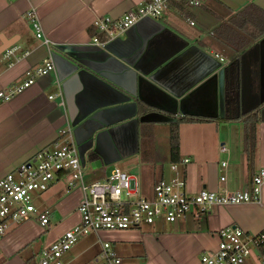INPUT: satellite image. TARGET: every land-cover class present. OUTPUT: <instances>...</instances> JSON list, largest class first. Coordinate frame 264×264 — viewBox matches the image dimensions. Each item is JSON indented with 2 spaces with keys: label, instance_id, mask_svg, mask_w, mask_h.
Returning a JSON list of instances; mask_svg holds the SVG:
<instances>
[{
  "label": "crops",
  "instance_id": "obj_1",
  "mask_svg": "<svg viewBox=\"0 0 264 264\" xmlns=\"http://www.w3.org/2000/svg\"><path fill=\"white\" fill-rule=\"evenodd\" d=\"M146 1L0 0V90L20 84L29 70L57 51L78 65L65 78L66 89L79 113H86L73 124L57 71L38 78L12 99L0 100V178L52 147L68 125L77 140L75 129L82 126L78 134L82 141L88 140L93 129L109 132H103L99 140L94 136L92 149L97 157L90 160L87 154L84 171L88 164L91 170H86L85 182L105 179L111 165H125L139 182V195L152 197L155 183L173 176L174 163L171 124L157 119L174 114L212 118L180 125L178 163L190 194L252 187L253 176L264 167V35L256 40L246 37L247 15L241 11L255 5L249 16L264 20V0L173 1L163 16L142 19L108 47L94 43L95 38L108 39L95 24L98 18L120 19ZM32 7L50 44L36 37L26 16ZM12 47H18L16 56L29 55L20 61L14 57L10 66L5 52ZM238 50L239 110L261 107L252 161L245 151L244 124L225 118V82L223 76L219 78ZM67 69L66 64L62 77ZM54 86L59 89L56 93ZM51 95L57 97L51 99ZM223 145L226 151L221 150ZM95 161L101 164L93 167ZM69 180L62 174L43 192L45 200L39 209L50 212L49 226L31 220L12 227L0 239V264H37L44 247L80 222L78 208L85 191L80 186L70 189ZM231 225L249 233L264 228V185L260 202L220 205L210 213L193 212L175 222L158 221L140 229L91 233L63 260L65 264H97L102 240L112 244L123 264H199L202 253L217 248L216 231ZM144 226L157 230H143ZM166 257L173 258L170 262Z\"/></svg>",
  "mask_w": 264,
  "mask_h": 264
},
{
  "label": "built area",
  "instance_id": "obj_2",
  "mask_svg": "<svg viewBox=\"0 0 264 264\" xmlns=\"http://www.w3.org/2000/svg\"><path fill=\"white\" fill-rule=\"evenodd\" d=\"M173 1L177 0H148L120 19L110 16L98 18L95 24L108 39L102 41L95 38L94 43L105 48L112 39L142 19H158L163 16L172 7ZM187 1L199 4L197 0ZM26 16L36 37L50 44L51 40L46 37L36 8L32 7ZM191 23L194 24L193 21ZM17 51L18 47H12L5 52L10 66L14 65V57L20 61L29 55V52H24L22 56H16ZM53 72H56V65L50 53L41 64L27 72L20 84L0 90V100L12 99L32 86L38 78ZM60 95V104L64 105L62 91ZM56 97L50 96L51 99ZM221 150L226 151L227 147L223 145ZM189 161V158L184 159L186 163ZM222 165L226 166L227 163L223 162ZM171 169L173 176L155 183L152 197L140 196L137 178L119 167L113 168L105 179L87 184L73 128L68 125L60 131L52 147L40 151L36 157L0 178V239L12 227L31 220H39L42 226H49L50 212L36 206L34 193L47 191L62 174L69 176L70 189L80 186L85 191V197L78 208L81 220L59 239L44 247L37 264H65L64 255L82 237L91 233L140 229L143 225H152L158 221L175 222L193 212L210 213L220 205H239L261 200L264 167L253 176L250 189L236 192L202 189L197 194L188 192L187 178L180 169V163H172ZM215 236L219 240L217 248L202 253L199 264H247L253 255L264 264V228L249 233L231 225L216 231ZM100 244L97 264H123V259L109 241L101 240Z\"/></svg>",
  "mask_w": 264,
  "mask_h": 264
},
{
  "label": "trees",
  "instance_id": "obj_3",
  "mask_svg": "<svg viewBox=\"0 0 264 264\" xmlns=\"http://www.w3.org/2000/svg\"><path fill=\"white\" fill-rule=\"evenodd\" d=\"M254 7L255 5L250 4L241 11L242 13H244V15H247L245 18V35L247 38H249V40H256L264 35V20L262 18L257 19L255 17L252 18L249 16L250 11ZM236 49L237 48H235V50ZM238 53L239 50L237 51L235 56H232L231 61L224 68V87L226 94L225 101L228 108L225 118L229 121H238L244 124L245 151L248 154V159L252 161L255 156V149L257 144V124L260 121L261 107L258 106L246 112H242L241 110H239L242 74L241 59ZM210 119L199 115H183L181 117H178L174 114L164 115L163 117H161V119H157L160 121L170 122L171 124V155L173 162L180 161V125L186 122H204ZM96 157L97 154L92 153L90 160H94Z\"/></svg>",
  "mask_w": 264,
  "mask_h": 264
},
{
  "label": "water",
  "instance_id": "obj_4",
  "mask_svg": "<svg viewBox=\"0 0 264 264\" xmlns=\"http://www.w3.org/2000/svg\"><path fill=\"white\" fill-rule=\"evenodd\" d=\"M134 27H132V28H134ZM145 43H146V41L144 40L143 41V47L145 46ZM107 47H108V45H107ZM137 52H140V50H138ZM52 56H53V59H54L55 65H56V71L59 74V81L62 83V87H63L64 92L66 94L67 104L69 106V111H70V119L73 122V124L76 125V119L75 118H77V117L80 118V117L84 116L86 113H84V114L79 113L74 97L69 96V94H68V89H66L67 82L65 81V78H67V76L71 75L73 72L77 71L78 65L76 63H74L73 61L66 59L63 55H61L57 51H53ZM66 64L68 65V69L64 73L66 76L62 77L61 72L62 71L64 72ZM222 76L224 79V69L222 70V72L219 73V78H222ZM98 116L99 115H94V116H92V118H96V117L98 118ZM88 120H90V119H88ZM88 120L86 122H88ZM85 124L86 123H84V125ZM81 127L82 126L75 129V135H76V139H77L76 141H77L78 146H79L81 161H82L83 165H85L87 162V154L88 153H89V158L91 157L92 153L97 154L96 149H94V150L92 149L93 143H94V136H96L97 139L99 140V138L102 136L103 132H104V134L105 133L109 134V132L103 131V132L97 133L98 130H102V129L96 128V129L91 130V132H90L91 134H89L90 136L88 137L87 141H82V140H79V138H78L79 130ZM96 163L100 165L101 161L93 162L92 166L94 167L96 165Z\"/></svg>",
  "mask_w": 264,
  "mask_h": 264
},
{
  "label": "rangeland",
  "instance_id": "obj_5",
  "mask_svg": "<svg viewBox=\"0 0 264 264\" xmlns=\"http://www.w3.org/2000/svg\"><path fill=\"white\" fill-rule=\"evenodd\" d=\"M59 91V89L57 88L56 89V87L54 86L53 87V92L54 93H56V92H58ZM150 127V126H149ZM149 127H147V128H149ZM151 135H152V133H151ZM151 135H149V137L151 136ZM151 141H153V138L151 139ZM147 146H148V144H147ZM149 148V147H148ZM113 165H111V166H109V168L107 169V171H106V173H104V175H109V173L111 172V170L114 168V167H112ZM119 166V168H121L122 170H126L127 172H129V170H127V168L125 167V165H123V166H121V165H118ZM90 165L88 164L87 165V167H86V170L87 171H90L91 169H90ZM86 170H85V176H86ZM131 171V170H130ZM88 183V182H87ZM45 193V192H44ZM44 193L43 192H40V191H37L36 193H34V201H35V204H36V206L39 208L41 205H42V203H44V200H45V196H44ZM157 230V228H154V227H151V226H144L143 227V230ZM168 252V254H170L171 256H173V253H172V251H167ZM202 255V254H201ZM173 257H170V258H168V257H166V259L168 260V261H170L171 262V259H172ZM175 259V258H174ZM248 263L249 264H261L259 261H258V259L253 255L251 258H249V260H248ZM157 264V263H156Z\"/></svg>",
  "mask_w": 264,
  "mask_h": 264
}]
</instances>
